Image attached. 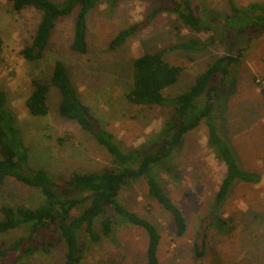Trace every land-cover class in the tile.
Wrapping results in <instances>:
<instances>
[{"label":"rangeland","instance_id":"1","mask_svg":"<svg viewBox=\"0 0 264 264\" xmlns=\"http://www.w3.org/2000/svg\"><path fill=\"white\" fill-rule=\"evenodd\" d=\"M235 1L245 5L264 0ZM203 2L208 19L230 13L227 0ZM153 6L149 0H122L113 9L103 2L97 5L87 19L85 54L70 48L76 15L73 11L56 21L45 57L29 63L19 49L31 39L41 12L32 7L17 12L6 0H0V89L6 91L7 106L30 147V164L45 166L54 182L71 171H100L114 165L112 157L89 133L59 115L57 89L49 91L45 116L34 118L27 113L24 99L31 89V79L47 76L56 58L65 62L82 101L91 107L103 127L132 150L144 147L147 137L158 131L170 115L169 107L134 105L125 99L133 58L145 51L162 50L166 61L182 66L178 80L165 91L176 95L187 90L216 58L242 51L240 62L223 82L218 114L222 134L234 146L241 166L260 172L261 178L258 183L233 185L221 211L226 225L221 230H209L205 255L194 256L193 240L200 218L208 216L225 166L208 145L203 123L185 135L173 154L171 164L179 172V180H169L159 170L165 190L185 215L187 229L182 236H176L170 214L147 194L143 177L129 181L121 190V199L131 210L158 225L161 264H264V95L260 84L264 80V32L250 30L241 38L215 29L195 32L175 14L163 12L145 24L137 36L110 47L111 38L121 27L144 20ZM190 39L197 41L193 48L177 47ZM39 198L37 189L13 178H7L0 187V205H36ZM24 231L18 229L0 240L10 242ZM81 240L86 242L83 264H146L147 237L139 227H122L115 241L102 238L92 242L84 236ZM62 253L59 247L39 251L27 264H60ZM12 259L3 261L8 264Z\"/></svg>","mask_w":264,"mask_h":264},{"label":"trees","instance_id":"2","mask_svg":"<svg viewBox=\"0 0 264 264\" xmlns=\"http://www.w3.org/2000/svg\"><path fill=\"white\" fill-rule=\"evenodd\" d=\"M6 1L17 12L25 7L41 12L31 39L23 42L19 49L25 62L37 63L49 51L57 20L76 11L70 48L85 54L90 11L102 2L113 9L122 0ZM149 1L154 6L146 18L121 27L109 42L111 48L137 36L145 24L163 12L175 14L184 26L195 32L215 29L239 38L245 37L250 30L264 32V1L240 5L235 0H227L230 13L214 20L206 16L208 10L203 0ZM196 45L197 41L190 39L177 47L193 48ZM241 56L242 51H239L236 55L216 58L196 76L187 90L176 95H167L165 91L178 80L182 66L166 61L162 50L145 51L133 58L125 99L134 105L169 107L170 115L158 131L147 137L144 147L132 150L125 148L121 140L103 127L91 107L82 101L65 62L56 58L47 76L31 79V89L24 99L27 113L34 118L45 116L49 91L57 89L60 93L59 115L89 133L112 157L114 164L100 171H71L59 182L51 179L45 166L30 164V147L21 136L15 114L7 106L6 91L0 89V187L7 178H13L37 189L40 196L36 205H0V237L18 229L25 230L10 242L0 240V264H7L3 260L10 257L13 259L8 264H27L35 253L55 247L63 252L60 264H83L86 242L81 236L92 242L102 238L115 241L116 234L124 226H136L145 232L146 264H161L158 225L127 207L121 199V190L129 181L143 177L147 194L170 214L176 236H182L187 229L185 215L165 190L159 170H163L169 180H179V172L171 164L173 154L185 135L202 123L208 145L225 166V175L214 194L208 216L200 218L193 240L194 256L203 257L209 230L213 227L221 230L226 225L221 211L233 185L237 182L258 183L261 178L260 172L241 166L234 146L222 134L218 114L223 82L238 65ZM261 84L264 95V80Z\"/></svg>","mask_w":264,"mask_h":264},{"label":"built area","instance_id":"3","mask_svg":"<svg viewBox=\"0 0 264 264\" xmlns=\"http://www.w3.org/2000/svg\"><path fill=\"white\" fill-rule=\"evenodd\" d=\"M262 82V81H261ZM261 84V83H260ZM261 86H262V84H261ZM262 89V88H261Z\"/></svg>","mask_w":264,"mask_h":264}]
</instances>
